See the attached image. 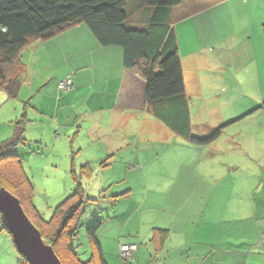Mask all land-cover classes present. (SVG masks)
Wrapping results in <instances>:
<instances>
[{
	"label": "crops",
	"instance_id": "1",
	"mask_svg": "<svg viewBox=\"0 0 264 264\" xmlns=\"http://www.w3.org/2000/svg\"><path fill=\"white\" fill-rule=\"evenodd\" d=\"M257 2H264V0H227L223 3L188 0L171 9L170 23L177 39L185 97L190 111L191 134L192 114L187 96L189 90L200 91L201 88H204L202 84L207 81L206 75L203 74L202 77L199 75V67L206 62L204 59L202 61L197 59V57L201 56L209 46V43L200 42L199 38L195 37L197 25L192 24V21L203 13H211L226 5V13L230 18L234 14L241 16L242 31L247 32L248 29L255 28L249 20V9ZM127 10V27L143 29L148 22L150 13V10L144 6L143 0H127ZM224 16L223 25L226 27V22L229 23V21L228 16L225 14ZM260 17L262 19H256L254 22L256 26L258 25L256 33L258 31L259 36H257V42L252 44V53L246 57L245 62V71L250 69L254 73L250 75L255 77V80L260 78L264 80V36L262 34L264 15ZM38 41H41L51 59L53 57L51 52H58L54 55L55 59L58 58L59 61H62L64 57L67 60L64 65L68 68L64 69L61 75L55 77L57 78L56 82L67 77H70L73 82V90L67 93H60L57 83H52L57 100L52 98L54 101L52 109H47L48 105L45 103L51 101L42 96L38 103L32 107L37 118L42 117L47 120L45 129L53 126L49 122L53 119L60 130L68 127V124L71 123L67 121L71 120V116L76 113L73 110L80 102L84 104V109L78 116L84 118V121L89 115L92 118H100L115 110L124 114V117L119 119L123 123L129 119L127 114L141 112L143 117L144 114H148L143 95L145 80L136 70L123 68L120 48L101 47L90 30L82 24L68 28L49 39ZM63 42L68 45L69 50H72L71 55L66 50H59L60 44ZM48 48L51 49L49 53ZM87 51L93 52L94 58L91 59V62L87 61L88 63L85 65L87 54L85 52ZM256 52H258L257 55ZM59 54L63 55L59 56ZM83 54H85L84 57ZM47 59L51 63V59L48 57ZM82 60L84 61L81 63ZM184 63L187 65V71ZM207 63L209 62L207 61ZM27 75L29 74L27 73ZM89 77L92 81L87 84ZM134 80L143 82L140 98L135 99L134 94L124 98L123 88L126 81L134 83ZM186 81L191 84L187 85ZM195 81L198 82L197 85L193 84ZM87 85L98 88L86 95ZM262 91L257 92L253 97L254 101L248 105V107L256 106L254 109H247V113H242L244 109L240 111L241 115L235 117L236 119H232L234 117L231 119L236 121L258 115L259 111L264 109V91ZM3 93L7 97L6 93ZM78 127V132H80L84 123ZM156 129L166 131L160 126H157ZM213 130L211 128L206 136ZM98 131L101 133L100 130ZM169 131L174 133L170 129ZM89 137L93 138V135ZM128 138V136L125 138L124 143L123 141H114L111 148L105 149L107 157H113L115 154L120 155L123 147L129 141ZM104 142L106 141L104 140ZM240 143L250 144L252 149H249L250 152H246L244 156L240 155L241 157L235 158L231 165L226 164V168L225 163H221L220 168L211 169L207 158L198 159L192 152L186 153L184 158L177 154L170 155L172 176H174L176 184L183 185L184 195L167 193L163 191L166 190L163 185L162 190L152 192L155 194V199L160 200L158 205L156 202L149 205L148 194L140 202L135 199L130 202L134 189L128 185L127 189L123 190L122 196L119 195L125 202L123 204L115 203L118 205L116 208L118 210L113 215L115 217L118 213L115 220L121 223L119 229L116 227V231L107 243L101 241V238H104L103 232H100L103 223L96 233L106 263L120 264L119 246L135 244L137 250L134 254L133 264H264V121L256 124L255 122L250 123L249 131L244 134ZM189 148H194V145L192 148L187 146V149ZM212 155L209 154L208 157ZM95 160L102 159L96 156ZM128 160L130 161V159ZM86 165L91 176L96 167L90 163ZM130 168L131 171L127 170V173L140 171L143 176L146 174L145 168H138L137 163ZM232 173L234 176L240 175L239 178H245V180L240 179V185L233 182L230 184L227 182V178ZM116 182L110 184H117ZM105 183L102 181L101 185H106ZM174 186L170 191H173ZM145 193L151 192L147 190ZM110 197L113 199L114 196ZM6 237L7 234L0 224V264H21L18 253L13 250L11 241ZM88 249L90 254L89 246Z\"/></svg>",
	"mask_w": 264,
	"mask_h": 264
},
{
	"label": "rangeland",
	"instance_id": "2",
	"mask_svg": "<svg viewBox=\"0 0 264 264\" xmlns=\"http://www.w3.org/2000/svg\"><path fill=\"white\" fill-rule=\"evenodd\" d=\"M249 11V20L255 28H250L247 32L242 31L241 16L234 14L230 18L226 13V5L211 13H203L192 21V24L197 25L195 37H198L200 42L209 43V46L202 57H197L206 62L199 67V75L201 77L203 74L206 75L207 81L202 84L204 88L200 91L189 90L187 96L192 114L191 136L203 138L211 128L213 130L222 124H227L214 143L204 146L194 145V148L185 138L169 131L160 121L149 114H144L143 117L141 112L127 114L129 119L125 123L119 121L124 114L117 110L100 118H92L89 115L84 121V118L78 116L84 109V104L81 102L73 110L76 113L71 116V120L67 121L71 123L68 127L60 130L53 119L49 121L53 126L45 129L47 120L42 117L37 118L32 107L38 103L41 96L53 103L45 102L48 105L47 109L54 107L52 98L56 100V96L52 83L55 84L57 79L55 77L68 68L65 66L67 60L64 57L62 61L55 59L54 55L58 52H51L53 56L51 59L41 41L32 43L23 51L21 61L26 67V75L18 98L8 100L0 91V142L11 139L16 123L25 120V142L17 147L15 152L20 157L22 168L33 185L31 202L44 220H48L53 209L75 190L74 176L82 185L86 198L100 199L95 202L87 201L84 205L85 212L77 235L79 257L82 261H87L90 256L85 229L93 219L103 220L100 231L104 235V238H101L102 243L110 241L116 227L119 229L121 223L115 220L118 213L115 217L113 215L118 210L116 209L118 205L115 203L125 202L119 195L123 194V190L127 189L128 185L134 189L132 198L126 199L130 202L134 199L140 202L148 194L149 205L155 202L158 205L160 200L155 199V194L152 192L162 190L163 185L166 187L163 191L167 193L184 195L183 185L176 184L172 176L170 155L177 154L184 158L186 153L192 152L198 159L207 158L211 169H214V167L220 168L221 163H225L226 168V164L231 165L235 158L250 152L252 146L241 144L240 140L249 131L250 123L264 121V109L260 110L258 115L232 120L241 115L240 111L245 109L242 113H247V109H254L256 106L248 107L249 103L254 101L253 97L257 92L264 91V80L261 78L255 80V77L251 76L254 73L250 69L245 71L246 57L251 55V46L255 41L257 42L259 36V32L256 33L258 25L256 26L254 22L256 19H262L260 16L264 15V2L253 4ZM224 14L228 16L229 21L226 22V27L223 25ZM47 50L48 53L51 51L50 48ZM59 50H66L70 53L66 54H72V50L68 49L65 42L60 44ZM85 53H87L85 61L87 65V61L91 62L94 54L88 51ZM61 55L63 54H59ZM46 56L51 59V63ZM237 64L239 65L236 67ZM186 66L184 63L187 71ZM89 72L91 74V71ZM90 77L87 84L92 81ZM128 81L123 88L124 98L134 94V98L139 99L143 89L142 80H134V83ZM186 84L190 85L191 82L186 81ZM193 84L197 85L198 82L195 81ZM97 88L87 85L86 95ZM43 90L45 91L42 93ZM82 123L84 127L78 132V126ZM157 126L166 131L157 130ZM92 135L93 138H90L89 136ZM127 136L129 141L123 147L121 154L107 157L105 149L111 148L114 141L124 143ZM187 146L192 149H187ZM209 154L213 155L208 157ZM96 156L102 160L96 161ZM87 163L96 167L90 177L85 170L84 173L81 170ZM136 163L138 168H145V176L140 171L127 173V170L131 171L130 167H134ZM239 176H234L232 173L227 178V182L240 185V179L245 180V178ZM102 181L106 182V185L102 186ZM114 181H117V184H110ZM173 186V191H170ZM147 190L151 193H145ZM110 196L115 198L112 199ZM5 234H7L6 238H9L7 240L11 241L13 250L17 252L11 237L8 233Z\"/></svg>",
	"mask_w": 264,
	"mask_h": 264
},
{
	"label": "trees",
	"instance_id": "3",
	"mask_svg": "<svg viewBox=\"0 0 264 264\" xmlns=\"http://www.w3.org/2000/svg\"><path fill=\"white\" fill-rule=\"evenodd\" d=\"M186 1L143 0L150 10L148 22L143 29H133L126 25L127 0H0V91L5 92L9 100L18 97L26 75L21 57L28 46L82 24L101 47L120 48L123 68L136 70L144 78L146 111L152 118L193 145L211 144L227 124L215 128L206 137L191 136L177 39L170 23L171 9ZM206 1L223 3L227 0ZM262 34L264 36V24ZM24 126L25 120L17 122L12 138L0 142V187L19 200L26 216L62 264H107L96 235L103 220L93 219L85 229L90 256L87 261L79 257L77 235L84 205L100 199L86 198L75 176V190L53 209L48 220L33 206V185L15 152L25 142ZM81 170L90 177L87 165ZM1 228L7 232L2 223ZM18 258L21 264H27L19 253Z\"/></svg>",
	"mask_w": 264,
	"mask_h": 264
},
{
	"label": "water",
	"instance_id": "4",
	"mask_svg": "<svg viewBox=\"0 0 264 264\" xmlns=\"http://www.w3.org/2000/svg\"><path fill=\"white\" fill-rule=\"evenodd\" d=\"M0 220L16 251L27 264H62L39 230L26 216L19 200L0 187Z\"/></svg>",
	"mask_w": 264,
	"mask_h": 264
},
{
	"label": "built area",
	"instance_id": "5",
	"mask_svg": "<svg viewBox=\"0 0 264 264\" xmlns=\"http://www.w3.org/2000/svg\"><path fill=\"white\" fill-rule=\"evenodd\" d=\"M73 87V83L70 77H67L57 84V89L60 93H65L70 91ZM137 250V245L135 244H121L119 246L118 257L120 264H133L134 254Z\"/></svg>",
	"mask_w": 264,
	"mask_h": 264
}]
</instances>
